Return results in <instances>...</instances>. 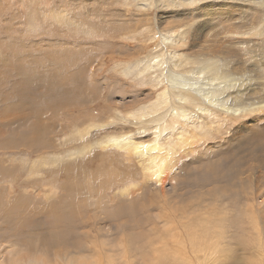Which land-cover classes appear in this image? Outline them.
Listing matches in <instances>:
<instances>
[{"label": "rangeland", "instance_id": "rangeland-1", "mask_svg": "<svg viewBox=\"0 0 264 264\" xmlns=\"http://www.w3.org/2000/svg\"><path fill=\"white\" fill-rule=\"evenodd\" d=\"M209 1L224 8L214 22L201 11L210 7ZM252 1L200 0L188 2L189 8H164L157 2L156 7L152 2L145 12L135 0H0V246L17 243L25 250L23 263L48 257L51 264H59L68 246L83 257L80 264H264V177L252 185L256 166L264 172V121L237 151L224 144L231 138L228 129L222 140L205 141L199 149L171 151L174 168L164 189H155L158 184L152 180L149 191H143L150 182L143 181L139 158L123 149L107 145L79 153L102 139L136 132L133 125L113 117L156 100L159 92L152 82L126 71L143 58L160 55L158 38L166 31L159 28L165 17L171 30L195 23L188 41L194 52L199 47L222 51L232 57L236 73L253 81L251 87L264 83V33L245 36L252 28L263 32L259 26L264 8ZM53 12L76 20L58 21ZM197 28L204 31L200 39L193 34ZM248 39L251 44L238 45ZM216 80L218 74L208 78L206 95L193 88L200 102L215 94L209 90ZM220 95L221 91L214 97ZM146 138L158 141L154 133ZM146 138L143 142H149ZM126 175L132 177L126 180ZM129 180L143 188L128 199L121 190ZM208 193L213 195L207 197ZM199 203L204 207H197ZM191 212L192 219L200 216L212 226H206L204 234L210 249L220 242L222 256L218 254L216 262L208 253L189 251L184 257L186 246L192 245L179 221ZM158 246L163 248L160 252L155 251Z\"/></svg>", "mask_w": 264, "mask_h": 264}, {"label": "bare ground", "instance_id": "bare-ground-1", "mask_svg": "<svg viewBox=\"0 0 264 264\" xmlns=\"http://www.w3.org/2000/svg\"><path fill=\"white\" fill-rule=\"evenodd\" d=\"M141 1L142 0H135V2L137 3V6L146 12L147 10H151V8L153 7L152 2L155 3V6H156V2H157L158 4H160L161 7H164V8H180V6H184L187 8L189 6L188 2H190L191 5H194L195 3H198V1H200V0H145V1H151L149 3L146 2L145 4L143 3V2H145L144 0H143V2H141ZM245 1H247V0H245ZM254 1L259 2V5H262V8H264V0H253L252 2L254 3ZM133 2H134V0H133ZM209 2L210 3L208 4V6H210V7H207V8L205 7V9H203L201 11H203V14L208 15L209 17L211 16L212 18H214V17L217 18L221 14V12L224 11V8H220V4H218L216 2L215 3L211 2V1H209ZM223 4H225V3H223ZM192 9H193L192 11L199 10V8H192ZM259 9H261V8H259ZM136 10H138V8ZM212 10H215V11H213L214 13L212 12ZM171 12H176V11H171ZM63 13H66V12H63ZM52 15H53V18H55L58 21L59 20L63 21L62 19H65V22H67V23H73L76 20V19L75 20L71 19L68 16H62L57 12H53ZM139 15H140V10H139ZM161 17H164V16H161ZM139 18H140V16H139ZM170 18H173V17L170 16ZM215 18L212 20V22L215 21ZM53 21L55 22V20H53ZM190 23H192V22L190 21ZM194 26H195V23L188 25L184 29H181V30L173 28L172 29L173 31H172L171 27H173V26H171V22L167 21V18L165 17L162 21H160V28H159V30L164 29L166 31V33H161L160 38H158L159 39V41H158L159 46H161V48H162V49L158 50V52H157L160 55L153 56V57L151 56L148 58H143V60H141L142 61L141 64L135 65L136 64L135 63L127 69V71H126L127 74H129V75L130 74H136L140 80H143V81L146 80L147 82H152L149 84L156 86L157 90L159 92V94L156 97V100L154 102H150L146 105L140 106L142 109H139L136 111H130V112H127L124 114L120 111L116 112V113L114 112L115 113L114 117H113L114 120H117L123 124L127 123V124H130V125H133L134 127H136V132L133 134V136H131V137H127L126 135H121L119 137L111 136L110 138L102 139L100 141H97L96 143L90 144L89 146L87 145L88 147L82 148V150H79V153L83 154V152L88 151V148L92 149V147H94L95 149L100 148L102 150V149H105V147H107V145L108 146L111 145V148L112 147L118 148V149H116L117 151L123 149L126 151L125 154H127L128 156H132V154H134L137 156L136 158H139L143 181L146 183H147V181H149L150 183L149 184L147 183V186L145 189V188H143L145 186V185L143 186V184H145V183H143V181H142V183H140L139 179H138L139 183L143 187L139 183L136 184V182L132 181V180H129L128 185L124 184L125 182L123 181L124 182L123 184L126 186L122 190L120 189L122 192V194H121V192H120V194H121V196L124 195L123 196L124 198H126L125 196H127V195H129V197H131L130 195L132 193L136 192L137 190H140L139 189L140 187L143 188V191H149L148 189H150V188L147 189V187L152 185V182H151L152 180L154 181L155 184L157 181L158 186L154 185L155 189H158V188L164 189L165 186L167 185L168 181H169V176L172 177L171 171L174 168L173 157L170 154L171 151L185 152L187 150L188 146H191V147L193 146L196 149L197 148L199 149V146L201 147L202 144H205V141H208V140L210 141L212 139H220L224 135V133H226V136H227V129L231 131V132L229 131V134L231 133V138L229 137L230 138L229 140L228 139L225 140L224 144L226 146L230 147V149H232L233 151H234V149H235V151H237L240 148L243 141L246 140L249 136H251L255 132L254 130L257 128L256 126H258V124H260L261 121H264V118H263V113H264V94H263L264 93V83L255 82L254 84L252 83V85H254V87H251V81L252 80L251 79H245L241 75L236 73L235 72V70H237L236 67H234V66L231 67L232 66L231 62H233L232 57L228 56V55L224 56L223 55L224 53L222 51H213L214 49H212L211 51H207L204 48L199 47L198 51L194 52L193 51V45H192V47H191V45L190 46L188 45L189 35L191 34L192 30L194 29ZM261 26H262L263 32L261 30L255 31L257 28H252L253 33L245 34V36L246 37L251 36V38H253L256 33L257 34L258 33L263 34L264 33V20L262 21V23L259 27H261ZM151 31H152V29H151ZM202 31L203 30L201 28H197L194 30L193 34L197 39H200L201 35H202ZM154 35H156V34H154ZM218 35H220V34H218ZM204 36L209 37V36H211V34L209 33L208 36L207 35H204ZM147 40H148V38H147ZM205 40H206V38H205ZM210 42L206 41L205 43L208 44ZM249 42H250V40L249 41H241V42H238V45L248 44ZM251 42H250V44H251ZM210 44H212V43H210ZM198 45H200V44H198ZM194 46H195V44H194ZM162 50H164L163 54L160 53ZM186 50L188 52H186ZM140 59H138V60H140ZM235 60H234V62H235ZM240 62H238V63H240ZM189 66H190V68H189ZM174 67H177L178 69L175 70ZM239 69L240 68H238V70ZM217 74L219 75V80H216L213 83L212 89L209 90V91L216 90L215 94H213V95L210 94V99H207L206 102H200L197 99V95L193 94V88H198L199 91L203 95H206V91H204V88L207 85L208 78H210L212 75H217ZM219 91H221V95L218 98L214 97L217 95V93H219ZM117 104H118V102H117ZM119 104H120V102H119ZM122 104H124V103H121V105ZM241 122H243L241 127H239V128L232 127L233 124L239 123V125H240ZM100 127H102V125ZM89 128L90 129L89 130L87 129V130L91 133V131H90L91 128H94L93 124H91ZM84 130L86 131V129H84ZM98 130H101V129H98ZM121 130H122V128H121ZM240 131H244V132H246V134L245 135L239 134ZM74 132H76L77 134L79 133L77 130H75ZM153 133L158 135V141L157 142H155L154 139H152V140L149 139L150 137L146 138L148 135H152ZM79 134H81V133H79ZM74 135H75V133H74ZM128 136H130V135H128ZM144 138L149 139V142H143V141H145ZM220 140H222V139H220ZM213 144H216V143H213ZM234 145H236V146H234ZM210 147H212V146H210ZM214 148H216V147H214ZM262 149L264 152V148H262ZM262 149L260 148V150H262ZM105 151L107 152V150H105ZM159 151H168L169 153L160 154ZM102 152H104V150ZM105 155H107V153ZM108 155H109V151H108ZM216 156H217V154H216ZM54 157H56V156H54ZM112 160L113 159H111V162L115 161V160L114 161H112ZM116 160L119 161L117 158H116ZM237 160H240V159L237 158ZM257 163L263 164L264 162H261V163L257 162ZM111 165H112V163H111ZM115 165H116V163H115ZM256 168L258 170L256 171V174H254V177L257 180L252 181L253 186L258 185L257 184V183H259L258 181H260V179H262L264 177V174H263L264 172L261 170L263 168L260 165L256 166ZM130 172H128V173H130ZM258 173H259V175H258ZM131 177H132V175L131 176L126 175V177L124 179L127 180V178L130 179ZM118 178H116V176L114 177V179L116 180V181L114 180V182H116L117 184H118V182H117ZM133 178H135V176H133ZM137 178L138 177H136L135 180H137ZM122 180H121V182H122ZM121 182H119V185L122 184ZM109 188H111V186ZM261 188H260V190H262ZM106 189H108V188H106ZM108 190H110V189H108ZM143 193L144 192H142V194ZM120 194L118 192L119 197H121ZM259 194H261L260 191H259ZM212 195H210V193H208L207 197L208 196L211 197ZM51 196L52 195H50L48 199H51L52 198ZM114 196H116V195H114ZM127 198H128V196H127ZM262 198H264V195H262ZM104 199H105V197H104ZM118 201H119V199H118ZM123 201H121V202H123ZM213 202H211V203L213 204ZM95 204H97V203H95ZM103 204H104V202H103ZM109 204H110V202H109ZM261 204L262 205L264 204V200L261 201ZM122 205H125V204H122ZM198 205L199 206H197V207H199V208H201V206H203L202 203H199ZM208 207H210V205ZM215 207L217 208V206H214L213 208H215ZM105 208H107V207H105ZM211 212H212V210H211ZM216 212L218 213V210ZM195 214L196 213L193 212V215H195ZM193 217H192V212H191L190 216H188L187 218H182V219H184V221H182V219L179 221L180 225L184 228V231L188 236V238H186V237L185 238L189 239L188 243L192 245L190 247L185 245L187 247V249L185 250V253H183V252L182 253L184 254V257L188 256L189 251L195 252L194 254H196V253L197 254L198 253L207 254L208 253V254H210L211 257H214L213 261H215L217 258L216 256H218V254L220 255V252L222 250L221 246L219 245L220 242L218 245L214 244V247L212 249H210L208 246L209 242H207L206 235L204 234V232L207 231L206 226L208 228H212V226L209 224L205 225L207 220H206V222L205 221L202 222L200 216H197L195 218V220L192 219ZM219 217H222V216H219ZM261 217L264 219V212H262ZM162 218H164V217H162ZM174 219H175V217H174ZM220 219L221 218H219V220ZM219 225H220V223H219ZM187 226H189V227H187ZM177 228H180V227H177ZM165 230L166 229H164L162 231L164 232ZM164 233L166 235L167 232H164ZM167 236H168V234H167ZM160 238H163V237H160ZM214 238H212V239H214ZM39 239H41V238H39ZM143 239H144V237H143ZM209 239H211V238H209ZM11 242H12V240H11ZM21 242H23V241H21ZM164 242H166V241H164ZM6 243H9V242H6ZM6 243H3L0 246V264H51V260L48 257H43L44 259L36 258L35 261H31L30 259H25V262L23 263L22 262V255L23 254L21 255V253L25 252V250L23 251V248L20 247L15 242L11 243V244H6ZM4 244L7 245L5 248H3ZM22 245H23V243H22ZM179 246H180V244H179ZM66 247H67V249L65 251H69V253L66 252V254H63V255L61 254L62 258L58 257L59 264H80L79 262H82L81 258H83V257H81V258L79 257V255H80L79 252L75 254L74 249H72L71 247H68V246H66ZM103 247H101V248H103ZM141 247H142V245H141ZM17 248H21V249L17 250ZM161 249H163V248L162 247L160 248V246H158L155 248V251L160 252ZM40 250H43V249H40ZM101 250H103V249H101ZM183 250H184V248H183ZM99 251L100 250L97 251L98 254H99ZM124 251L126 252L127 250H124ZM169 252H170V250H169ZM108 253H110V252H108ZM171 255H173V254H171ZM98 256H100V254ZM108 256H109V254H108ZM198 256H199V254H198ZM220 256H222V255H220ZM159 257H161V256H159ZM168 257H170V256H168ZM206 257H207V255H206ZM124 258H125V256H124ZM175 258H177V257H175ZM98 259H100V258H98ZM217 259H219V257ZM142 260L145 261V259H142ZM108 261H109V259H108ZM83 263H85V262L83 261ZM87 264H88V262H87ZM90 264H92V263H90ZM93 264H95V263H93ZM96 264H97V262H96Z\"/></svg>", "mask_w": 264, "mask_h": 264}]
</instances>
